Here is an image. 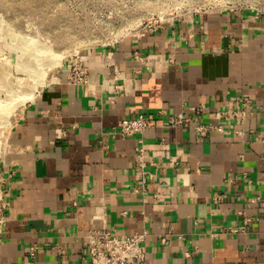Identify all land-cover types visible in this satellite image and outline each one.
I'll list each match as a JSON object with an SVG mask.
<instances>
[{"label": "crops", "instance_id": "0c3cea01", "mask_svg": "<svg viewBox=\"0 0 264 264\" xmlns=\"http://www.w3.org/2000/svg\"><path fill=\"white\" fill-rule=\"evenodd\" d=\"M86 84L43 86L5 130L17 161L8 180L0 264H84L90 227L145 229L147 264H264V15L198 13L81 55ZM232 92L252 108L235 128L196 138L164 126L113 135L137 113L204 105L219 121ZM164 137L144 184L134 169ZM134 187L139 189L134 190ZM165 237V242L161 238Z\"/></svg>", "mask_w": 264, "mask_h": 264}, {"label": "rangeland", "instance_id": "374dc122", "mask_svg": "<svg viewBox=\"0 0 264 264\" xmlns=\"http://www.w3.org/2000/svg\"><path fill=\"white\" fill-rule=\"evenodd\" d=\"M227 10L264 15V0H0V141L23 106L82 54L160 23Z\"/></svg>", "mask_w": 264, "mask_h": 264}, {"label": "built area", "instance_id": "2783aa9c", "mask_svg": "<svg viewBox=\"0 0 264 264\" xmlns=\"http://www.w3.org/2000/svg\"><path fill=\"white\" fill-rule=\"evenodd\" d=\"M176 20H181L180 18ZM168 22V21H167ZM165 23V22H164ZM160 23L152 28L145 29L136 36L143 35L145 32L153 31L159 28ZM65 81L68 84H86L88 69L82 60H75L70 68H67ZM204 105L184 106L181 109L170 114L166 113L165 108H157L145 113H137L134 116L120 119L111 134L122 137L133 136L142 133L153 125L156 119L165 115L164 126L182 125L190 127L196 138H202L214 129H222L220 120L228 122V129L235 128L234 121H242L244 116L252 108L250 98L245 94H236L232 92L226 101L224 110L216 111L219 121L212 119L204 121L201 119ZM4 137V138H3ZM264 141V136L262 137ZM138 145L135 148L134 169L141 174V182L144 184L151 180L153 173L146 171L149 165H158L159 161L152 160L158 156L159 160L169 157V150L164 146V137L159 138L158 144L164 147L158 152L150 150L147 152L143 147L142 138H138ZM2 154H0V233L5 222V209L7 206L6 191L8 180L12 178L17 171V161H4V155L10 151V144L7 138L2 136L0 141ZM139 187H134V190ZM146 230L135 231L131 234H118L114 230L105 227H90L82 238V252L86 258L84 264H147L146 252L144 249V238ZM165 242V237L161 238Z\"/></svg>", "mask_w": 264, "mask_h": 264}, {"label": "bare ground", "instance_id": "6f19581e", "mask_svg": "<svg viewBox=\"0 0 264 264\" xmlns=\"http://www.w3.org/2000/svg\"><path fill=\"white\" fill-rule=\"evenodd\" d=\"M31 94H29V96H30ZM32 96V95H31ZM31 96H30V98H31Z\"/></svg>", "mask_w": 264, "mask_h": 264}]
</instances>
